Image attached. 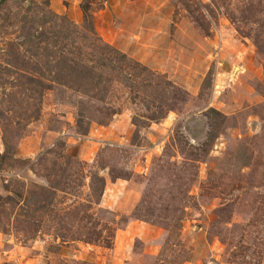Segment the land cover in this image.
I'll return each mask as SVG.
<instances>
[{"label":"rangeland","instance_id":"obj_1","mask_svg":"<svg viewBox=\"0 0 264 264\" xmlns=\"http://www.w3.org/2000/svg\"><path fill=\"white\" fill-rule=\"evenodd\" d=\"M0 264H264V0H0Z\"/></svg>","mask_w":264,"mask_h":264}]
</instances>
